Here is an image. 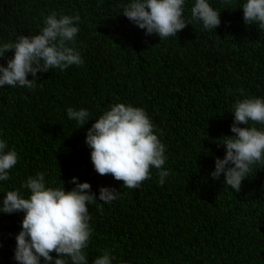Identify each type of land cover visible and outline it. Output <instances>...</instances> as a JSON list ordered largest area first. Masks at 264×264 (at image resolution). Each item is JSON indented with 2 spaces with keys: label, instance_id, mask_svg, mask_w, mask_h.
<instances>
[{
  "label": "trees",
  "instance_id": "16d2710c",
  "mask_svg": "<svg viewBox=\"0 0 264 264\" xmlns=\"http://www.w3.org/2000/svg\"><path fill=\"white\" fill-rule=\"evenodd\" d=\"M126 1L0 0V45L42 30L52 12L79 16L75 47L84 60L37 73L30 90L38 104L27 90L20 101L8 102L6 85L0 88V135L9 146L3 129L12 136L19 156L10 179L0 181V204L7 191L39 172L46 186L62 180L66 191L77 177L97 198L101 187L120 191L111 204L88 206L94 229L85 249L89 264L106 249L116 257L113 264H264V169L254 166L239 193L224 185L223 174L211 176L216 158L225 156L219 143L234 135V103L264 99V29L245 24L246 0H208L221 23L205 30L192 21L195 0H185L190 24L176 38L160 40L122 14ZM13 55L6 53L0 64ZM116 103L142 107L159 130L170 173L163 185L156 169L138 189L95 171L85 143L92 122L80 127L67 109H87L94 118ZM23 216L0 213V264H17Z\"/></svg>",
  "mask_w": 264,
  "mask_h": 264
},
{
  "label": "clouds",
  "instance_id": "9594fccd",
  "mask_svg": "<svg viewBox=\"0 0 264 264\" xmlns=\"http://www.w3.org/2000/svg\"><path fill=\"white\" fill-rule=\"evenodd\" d=\"M184 6L185 0H129L122 5V14L145 30L146 35L156 34L160 40H166L176 38L190 24L184 19ZM242 10L246 25L264 29V0H246ZM191 17L194 22H202L205 30H215L221 23L220 11L214 10L208 0H195ZM79 20V16H58L52 12L45 18L42 30H33L34 35H22L15 42L0 45V59L8 52L14 53L6 66L0 64V88L6 85L8 102L20 101L27 90L30 101L38 104V95L30 90L37 86V73L83 66L81 52L75 47ZM240 95L244 96L243 89ZM232 113L230 130L234 135L224 136V142L219 143L225 147V156L216 158L211 176L218 180L223 174L224 185L239 193L242 181L249 177L254 166L264 169V127L255 126H264V99L237 100ZM67 117L80 127L89 120L92 122L85 143L91 149L90 158L99 175H111L122 181L123 187L138 189L152 178V169H156L159 184L165 183L170 174L164 169L166 146L145 109L116 103L90 118L87 109L69 107ZM3 131L11 145L0 135V181H8L19 156L12 136ZM69 183L75 187L67 191L62 180L58 187L46 186L45 174L39 172L29 176L19 189L4 195L0 213H24L21 231L15 237L17 264H41V258L44 264H89L85 249L94 229L88 206L97 201L111 204L119 199L120 191L101 187L97 198L90 183H80L77 177H72ZM21 189H27L29 195L25 197ZM53 252L55 257L51 255ZM115 259L106 249L92 264H113Z\"/></svg>",
  "mask_w": 264,
  "mask_h": 264
}]
</instances>
